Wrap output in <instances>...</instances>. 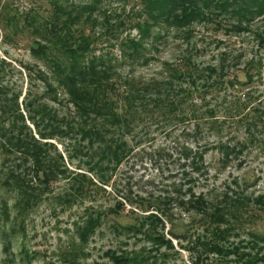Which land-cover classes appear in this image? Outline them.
I'll return each mask as SVG.
<instances>
[{
  "label": "rangeland",
  "instance_id": "374dc122",
  "mask_svg": "<svg viewBox=\"0 0 264 264\" xmlns=\"http://www.w3.org/2000/svg\"><path fill=\"white\" fill-rule=\"evenodd\" d=\"M51 2L0 0V85L18 94L19 112L37 137L24 100L32 92H45V82L39 76L47 74L49 81H53V71L34 57L31 47L36 39L29 29L30 33L24 32L27 28L21 29L20 24L23 27L25 17L31 13L49 16L53 10ZM140 9L141 0H107L104 10L94 13L96 21L86 24L83 21L79 28L85 25L86 34L98 37L91 56L114 60L119 75L131 71L148 81L152 77H166L163 63L179 67L186 52L197 63L217 65L219 53L226 51L228 64L232 65L231 77L246 80L247 69L251 80L242 87L239 83L235 88L226 84L208 93L199 89L184 104L187 118H181L180 113L170 117L163 109L153 106L135 114L131 130L122 134L129 153L118 165L103 161L99 167L102 171H89L99 158L96 154L91 159V155L101 149L100 142L88 145L80 135L42 139L54 144L56 152L62 154L69 178L61 177L54 182L50 199L29 212L23 230L14 222L17 212L13 200L0 187V264H113L106 256L110 249L130 252L153 246L144 235L127 229L151 213L163 220L164 230L158 232L172 240L174 246L173 249L158 247L154 255L165 253L163 264H196L198 238L203 240L207 234L208 222L202 214L184 207L183 201L189 200L192 193L195 196L203 193L212 203L240 194L242 198L249 197V212L234 223L228 243L238 244L240 254L258 251L252 249L251 232L264 234V210L253 202V198L264 196V116L257 112L264 110V47L252 36L229 38L222 32L216 33L214 26L199 25L194 28L190 42L171 34L158 44V51H148V56L153 58L148 65L135 64L129 68V64L121 61L120 41L138 36L133 21L137 20L134 18ZM104 16L109 17L108 21ZM119 22L124 23L119 25ZM218 41H221L219 45ZM182 86L190 88L188 83ZM59 95L62 102L45 100L59 118L69 120L75 116V107L66 102L67 96L61 91ZM210 110L213 116L208 114ZM222 145L234 150L226 155ZM88 147H93L92 152ZM5 148L0 139V168L4 163L1 150ZM52 151L55 152L54 147ZM10 161L8 166L15 164ZM78 173L93 181H83L80 193L72 188ZM3 199L9 204L7 221L2 214ZM88 211L103 213V222L88 244H82L77 225ZM12 228L15 233L11 232ZM5 246L9 249H4ZM242 258L238 260L232 255L228 261L253 264L245 255Z\"/></svg>",
  "mask_w": 264,
  "mask_h": 264
},
{
  "label": "trees",
  "instance_id": "16d2710c",
  "mask_svg": "<svg viewBox=\"0 0 264 264\" xmlns=\"http://www.w3.org/2000/svg\"><path fill=\"white\" fill-rule=\"evenodd\" d=\"M106 1L52 0L53 10L49 16L31 13L25 17L24 26L20 24L21 29L27 28L24 32L31 31L36 39L31 47L34 57L44 61L53 71V81H49L47 74L41 73L39 76L45 82V92H32V96L28 94L24 100L28 120L38 137L25 123L23 113L19 112L18 94L0 85V139L6 147L1 150L4 163L0 168V187L13 200V208L17 212L14 222L17 221L22 230L29 212L50 199L54 182L61 177L69 178L62 154L56 152L54 144H47L42 139L80 135L88 145L100 142L101 149L91 155V159L96 154L99 158L89 167L90 172L99 171L103 161L118 165L129 153L122 134L131 130L130 123L137 116L135 114L153 106V109H163L164 114L170 117L180 113L181 118H187L183 111L184 104L199 89H202V93H208L226 84L235 88L239 83L242 87L251 80L247 69L244 74L246 80L231 77L232 65L228 64L230 58L226 51L219 53L217 65L197 63L186 52L181 57L183 63L179 67L163 63L166 77L162 76L161 79L152 77L145 81L131 71L119 75L114 60L91 56L98 37L86 34L85 25L79 28L83 21L85 24L96 21L94 13L104 10ZM108 18L104 16V20L108 21ZM134 19H137L133 21V26L138 36L120 41L121 61L129 64V68L135 64L148 65L153 59L148 56V51H158V44L171 34L183 36L190 42L194 28L199 25L214 26L216 33L222 32L229 38L252 36L260 47H264V0H141V9ZM123 23L119 22V25ZM220 43L218 41V45ZM201 81L203 84L199 85ZM186 83L190 88L182 86ZM60 91L67 96L66 102L75 107V116L69 120L59 118L58 112L49 104V101L62 102L59 99ZM257 112L264 116V110ZM208 114L213 116V111L210 110ZM53 147L55 152L52 151ZM222 147L226 155L234 150L227 145ZM88 148L92 152L93 147ZM9 161L15 164L8 166ZM73 179L72 188L78 193L82 191L83 181L93 183L84 173H78ZM242 197L240 194L221 203H212L206 200L203 193L197 196L192 193L189 200L183 201L186 209L202 214L208 222L207 234L203 240L198 238L200 249L196 264L209 261V264H230L228 257L232 255L238 260L245 255L253 264L264 262V234L251 232L252 249H258L255 254H240L238 244L228 243L234 223L249 212L247 207L251 199ZM253 202L264 210L263 195L253 198ZM8 206V201L3 199L5 221L9 220ZM102 215L101 212L86 213V218L77 225L79 242L88 244L89 238L102 226ZM164 227L161 218L152 213L146 215L139 224H131L127 229L144 235L152 241L153 246L130 252L110 249L106 256L113 264H163L167 255H154L159 251L158 247L174 248L172 240L162 233ZM13 229L11 232L15 233ZM170 233L177 237L175 232ZM4 249H9V246Z\"/></svg>",
  "mask_w": 264,
  "mask_h": 264
}]
</instances>
